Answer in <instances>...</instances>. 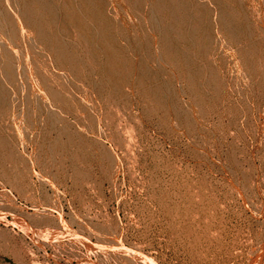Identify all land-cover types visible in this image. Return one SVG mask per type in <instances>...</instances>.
<instances>
[{
    "label": "rangeland",
    "instance_id": "rangeland-1",
    "mask_svg": "<svg viewBox=\"0 0 264 264\" xmlns=\"http://www.w3.org/2000/svg\"><path fill=\"white\" fill-rule=\"evenodd\" d=\"M0 264H264V0H0Z\"/></svg>",
    "mask_w": 264,
    "mask_h": 264
}]
</instances>
